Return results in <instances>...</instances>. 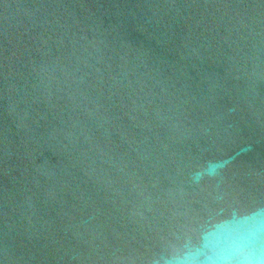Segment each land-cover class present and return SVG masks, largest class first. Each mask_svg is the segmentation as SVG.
<instances>
[{"label":"water","instance_id":"1","mask_svg":"<svg viewBox=\"0 0 264 264\" xmlns=\"http://www.w3.org/2000/svg\"><path fill=\"white\" fill-rule=\"evenodd\" d=\"M258 208L264 0H0V264H198Z\"/></svg>","mask_w":264,"mask_h":264},{"label":"clouds","instance_id":"2","mask_svg":"<svg viewBox=\"0 0 264 264\" xmlns=\"http://www.w3.org/2000/svg\"><path fill=\"white\" fill-rule=\"evenodd\" d=\"M252 216L256 224L247 235L226 251L210 250L198 264H264V208L256 209Z\"/></svg>","mask_w":264,"mask_h":264}]
</instances>
